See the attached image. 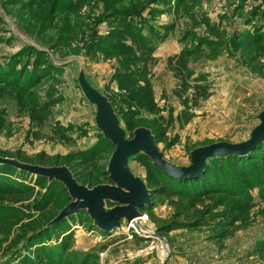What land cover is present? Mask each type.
<instances>
[{"label": "rangeland", "instance_id": "obj_1", "mask_svg": "<svg viewBox=\"0 0 264 264\" xmlns=\"http://www.w3.org/2000/svg\"><path fill=\"white\" fill-rule=\"evenodd\" d=\"M114 13L138 40L119 33ZM182 51L178 70L168 59ZM81 74L125 140L145 129L166 162L188 168L198 148L244 144L264 111V0H0V160L64 167L88 190L112 185L115 147ZM186 99L194 118L180 125ZM228 157L206 159L200 176L209 170L213 183L196 198L161 189L169 176L144 153L129 158L150 203L134 228L121 218L105 231L81 209L57 220L74 202L64 184L0 162V264H264V193Z\"/></svg>", "mask_w": 264, "mask_h": 264}, {"label": "water", "instance_id": "obj_2", "mask_svg": "<svg viewBox=\"0 0 264 264\" xmlns=\"http://www.w3.org/2000/svg\"><path fill=\"white\" fill-rule=\"evenodd\" d=\"M79 80L88 99L97 102L95 114L97 127L103 133L104 138L115 147L107 168L109 181L112 185H101L88 190L78 186L70 172L64 167L46 169L24 165L17 161L0 160L1 163L13 166L21 171L46 178L49 181L57 180L64 184L74 202L62 211L57 220L81 209L87 211L94 225L105 231L117 226L121 218H125L127 224L140 218L138 210L150 203V192L142 182L133 178L125 168L127 160L139 153H144L151 160L153 166L163 174L173 179L186 180L194 179L203 172L207 158L245 154L264 138L263 111L257 116L258 124L244 144L232 146L217 143L198 148L190 155L191 166L188 168L176 167L163 159L149 131L138 129L134 131L131 140H125L124 133L118 126L112 108L94 95L83 74L79 75ZM107 201L116 206L106 211L105 202ZM134 225H137V222H134Z\"/></svg>", "mask_w": 264, "mask_h": 264}, {"label": "trees", "instance_id": "obj_3", "mask_svg": "<svg viewBox=\"0 0 264 264\" xmlns=\"http://www.w3.org/2000/svg\"><path fill=\"white\" fill-rule=\"evenodd\" d=\"M122 0H119V2H121ZM109 16V15H108ZM111 16H117L119 17V19L116 21L117 26H120V30L119 33L123 34V32H125L124 28H127V32L131 34V38L132 40H136L137 39V35L135 33L130 32L129 30V24L127 21L124 20V16L121 13H114L111 14ZM173 28V27H171ZM124 30V31H123ZM168 30V29H167ZM166 35L160 36L159 39L160 41H164L166 39ZM138 40V39H137ZM138 42V41H136ZM139 43V42H138ZM116 48H120V49H124L125 53L128 55L133 54V47L128 46V45H124L123 43L118 45ZM101 49V48H100ZM152 50H149L148 53H151ZM190 55V53H187L185 51H182L181 53H179L178 55L169 58L168 59V63L172 64V62H174L178 67H183V61L187 58V56ZM174 60V61H173ZM189 73L187 75H183L182 76V80L185 81L184 77H189ZM27 77L29 78L30 75ZM27 78V80H28ZM29 82V81H28ZM146 92H147V97L149 96V85L145 84L143 87ZM194 90H195V97H199V96H203L206 95L207 89L205 87H201V86H197L194 85L193 86ZM150 97H148L146 99L149 100ZM149 102V103H148ZM146 104H148L147 106H151V101H148ZM196 103V102H195ZM192 104L191 106H188V100L186 99L185 101L182 102L183 108L182 110L179 112V114L177 115V122L180 125H185L187 123H189L191 121L192 118H194V114L192 113V109L195 106ZM264 143L263 145H261L260 147L256 148L254 151H252L251 153H249L246 156H229L228 159L226 160L225 163L229 164L231 166V162L233 164L234 167V173L238 174V176L243 177L246 179L248 178H255L256 183L255 185H257L258 189H259V197L262 196V194L264 193ZM148 160V159H147ZM216 168V167H211ZM249 168H252V170H250ZM233 174V179L236 178L235 175ZM161 175L165 176V174L160 173ZM200 176V175H199ZM196 177V179H186L184 181L178 182L176 181V179L167 177L169 179L165 180L164 183L162 181H160L162 184V188L164 189L165 187H168L170 189H172L173 187H175L176 189H178L179 191L182 192H187L190 197L192 196L193 198H196L197 195H202V192H207V190L211 188L212 185V177L214 176V174H211L209 170H207L203 175H201L200 177ZM246 179V180H247ZM231 180V179H230ZM203 183V184H202ZM183 184H185V186H182ZM202 184V185H201ZM233 185L235 186L236 183ZM188 186H193L195 187V189L193 190H189ZM215 188L219 189V186L216 184L214 185ZM174 189V188H173ZM227 191H231L230 188H227ZM250 200V198H249Z\"/></svg>", "mask_w": 264, "mask_h": 264}, {"label": "bare ground", "instance_id": "obj_4", "mask_svg": "<svg viewBox=\"0 0 264 264\" xmlns=\"http://www.w3.org/2000/svg\"><path fill=\"white\" fill-rule=\"evenodd\" d=\"M249 138H250V136H249ZM246 142H247V141H246ZM138 220H140V218L132 220V222H130V223L128 224V225L130 226V228H131V227L134 228V227H135L134 222H137V224H138ZM139 223H140V222H139ZM110 229H111V228H110ZM164 258H165V257H164ZM164 258H163V259H164Z\"/></svg>", "mask_w": 264, "mask_h": 264}]
</instances>
